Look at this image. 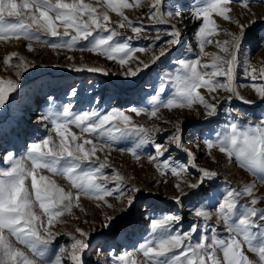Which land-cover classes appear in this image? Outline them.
Returning a JSON list of instances; mask_svg holds the SVG:
<instances>
[{"label": "snow or ice", "instance_id": "1", "mask_svg": "<svg viewBox=\"0 0 264 264\" xmlns=\"http://www.w3.org/2000/svg\"><path fill=\"white\" fill-rule=\"evenodd\" d=\"M161 3L162 0H151L148 18L154 24L167 23V18L181 16L180 10L162 12ZM233 3H241L242 7L248 8L250 0H196L193 16L197 21L202 18V23L194 32L199 53L195 59H179L174 74L164 73L170 76L168 82L174 92L162 98L166 87L161 77L158 89L150 97V111L144 112L149 119L157 118L161 109L191 110L196 104L205 110V119L217 116L218 101L210 102L199 89H205L210 96L218 91L226 92V101L255 103L245 99L236 84L240 63L238 53L246 26L238 25L240 33L236 35L220 29L213 19L215 14L224 21L233 22L230 15L233 10L230 5ZM133 7H142L141 0H133L132 3L129 0H96L95 4L86 0H0V41H26L28 51L34 50L33 42L54 50L88 51L115 60L124 67L136 58L135 53L146 51L145 48L131 45V40L138 39L143 31V25L136 26L123 11ZM109 13H115L120 19L113 21ZM6 17L15 19L9 21ZM112 24L116 27H112ZM61 28L63 31L59 30ZM125 28H130L136 36H129L123 42L117 41L115 38L120 36L117 29ZM220 31L230 37L215 41L223 55L206 52L205 46L212 44V37ZM41 36L57 40H42ZM168 36L170 38L163 41L168 47L162 48L159 56H153L151 64H155L171 47L180 43L181 33L175 26ZM155 39L159 41L161 38L157 35ZM203 57H209L210 62L202 63ZM13 58L19 61L14 65L17 80L0 79V109L7 107L11 94L20 86L18 80L22 73L34 66L16 52L5 56L3 64L12 66ZM140 64L142 67L137 66L135 70L128 67L121 75L125 78L135 77L142 69L150 67L149 63L143 61ZM69 67L76 72L109 75L102 67ZM243 76L253 81L250 86L258 100L264 103V84L255 83L264 80V67L257 69L245 59ZM77 95V89L72 88L68 94L69 102L62 106V110L49 109L40 117L41 120L51 119V130L38 142L28 145L23 156L17 158L12 151L5 149L4 156L0 157L4 164L0 166V264H64L65 260L71 264H84L83 254L90 246L89 233L76 227L78 236L69 234L72 240L70 246L62 245L58 250H53V241L60 235L54 229L64 223L61 217L71 215L74 208H80L81 197L101 201L112 207L106 197L115 195L120 200L124 196L125 177L115 169L113 175L108 177L104 175V170L110 167L108 154L113 145L131 137H135V140L130 147L117 150L127 151L139 161L145 146H151L154 154H149L147 159L155 171L162 176L170 174L176 178L174 187L180 195L173 198L174 202L182 205V198L188 199L193 205L194 215L202 218L203 225L192 223L188 230L180 231L182 218L179 216L164 214L150 217L149 236L135 250L142 258L133 253L113 256L117 264H264V208L258 207L264 203V194L257 195V184L264 185V113L255 122L248 120L241 123L238 118H233L217 132L214 139L203 140V150L208 155L211 156L216 150L229 163L254 178L242 188L229 187L225 190L213 212L200 203L199 190L204 183L214 180L218 173L198 166L194 152L183 143L182 126L177 124L165 142L158 143L157 134L166 129L136 125L132 122V116L127 114L140 116L144 110L129 108L125 112L92 108L77 113L72 110L71 103ZM48 99L52 100V97ZM212 99L216 100V97L212 96ZM232 111L231 108L227 109L229 116ZM72 126L79 131H73ZM52 133H55V138ZM93 138H103L104 142L94 143ZM171 146L186 154V162L171 156L161 160ZM196 147L200 148L201 145L197 144ZM98 152L105 153L102 161ZM191 170L196 171L195 182L185 179ZM44 171L51 175H44ZM53 176L62 177L70 187L66 190L58 185ZM108 180L115 181V186L108 187ZM182 184H186L191 191L185 192ZM128 190L140 191L135 186ZM245 197L248 199L241 203ZM132 203L131 198L127 200L129 207ZM213 217L214 224H210ZM105 219L107 222L103 226L110 227L113 218ZM220 226L225 235L219 234ZM197 235L198 239H195ZM245 249L257 259H251Z\"/></svg>", "mask_w": 264, "mask_h": 264}, {"label": "rangeland", "instance_id": "2", "mask_svg": "<svg viewBox=\"0 0 264 264\" xmlns=\"http://www.w3.org/2000/svg\"><path fill=\"white\" fill-rule=\"evenodd\" d=\"M86 2L95 4L96 0H86ZM129 2L132 3L133 0H129ZM141 2L142 7H133L123 11L136 26L143 25V31L139 34V38H133L131 45L145 48L146 51L135 53L136 58L130 60L124 67H121L115 60H108L88 51L54 50L36 42H33L34 50L28 51L26 41L15 39L7 42L0 41V79L17 80L14 65L19 62L18 59L13 58L12 66L3 64V58L12 52L18 53L19 56L34 65L22 73L18 80L20 86L15 93L11 94L7 107L0 109V157L4 156L5 149H7L19 158L24 155L28 145L47 136L52 127L51 119L41 120L40 117L46 114L49 109L62 110V106L69 102L70 90L76 88L78 95L71 101L74 112L79 113L92 108L125 112L129 108L142 109L144 111L140 116H136L135 113L127 114L132 116V122L136 125H143L147 128L158 126L166 129L167 131L157 134L158 143H164L168 134L174 131L177 124L182 126L183 143L194 152L198 166L215 170L218 173L214 180L204 183L199 190L200 203L207 210L214 212L215 205L225 190L229 187L242 188L254 179L245 170L229 163L227 158L218 151L213 150L212 155H208L207 151L203 150L202 142L205 139H214L217 132L222 130L223 126L233 118H238V122L241 123L248 120L255 122L264 113V103L258 100L250 86L253 81L250 78L245 79L243 76L245 59L257 69L264 67V0H250L248 8L242 7L241 3L230 5L233 9L230 13L233 22L224 21L213 14V19L219 28L227 32L239 35L238 25L246 26L238 53L240 63L237 68L236 84L240 94L255 103L244 104L240 100L226 101L224 99L228 95L226 92L218 91L210 96L205 89H199L210 102L218 101L217 116L208 119H205V110L198 104L194 105L191 110L161 109L158 117L152 119L144 114V112L150 111V97L158 89L161 77H163L166 87V93L162 98H166L169 93L174 92V88L168 82L170 76H166L164 73L174 74L179 66L176 63L179 59L196 58L199 48L194 32L198 29L199 23H202V18L197 21L193 16L196 0H162V12L180 10L181 16L167 18V23L154 24L148 18L151 0H141ZM109 14L113 21L120 19L115 13ZM14 19L6 17V20L9 21H14ZM111 26L116 27L115 24ZM173 26L181 33L180 43L171 47L155 64H151L153 56H159L161 49L168 47L163 41L170 38L168 32L172 30ZM59 30L63 31L62 28ZM117 30L120 32V36L115 39L119 42H123L129 36H136L130 28ZM157 35L161 38L159 41L155 39ZM41 39L51 42L57 40V38L47 36H41ZM225 39H230V37L224 31H220L218 35L212 37L213 43L205 46V51L223 55L216 47L215 41ZM68 57L73 59L69 60ZM141 61L149 63L150 67L142 69L135 77L125 78L121 75L128 67L133 70L137 66L142 67ZM208 62H210L209 57L202 58V63ZM69 65L102 67L108 71L109 75L88 71L76 72ZM220 79L223 80V78ZM255 83L264 84V80H258ZM240 85H244V87H240ZM212 96H215L216 100H213ZM49 97H52V100H49ZM229 108L233 109L231 116L227 112ZM72 130L79 131L74 126H72ZM52 135L55 138V133ZM93 140L94 143L104 142L103 138L100 140L93 138ZM134 140L135 137H131L127 141L113 145L112 151L108 154L110 167L104 170L105 176L111 177L113 169H115L125 177L124 196L120 200L115 195L106 197L105 199L112 207H108L101 201L81 197L80 208H74L71 215L65 214L61 217L60 219L64 223L54 229L60 235L53 241L51 246L53 250H58L62 245L70 246L72 240L69 234L78 236L75 233V228L79 227L89 233L90 246L83 254L84 264H117L113 260V256L133 253L138 258H142L135 250L138 244L149 236L150 217H160L164 214L179 216L182 218L179 224L180 231L188 230L192 223L203 225L202 218H197L194 215L193 205L189 203L188 199L182 198V205L174 202L173 198L180 195V192L174 187L177 183L176 178L170 174L162 176L155 171L153 164L147 159L149 154H154V149L151 146H145L139 161H136L127 151L117 150L130 147ZM197 144H200L201 147L197 148ZM86 147L89 146L86 145ZM97 155L102 161L105 153L98 152ZM169 156L180 162H186V154L175 149L174 146L170 147L169 152L165 153L161 160ZM0 166H4L2 159H0ZM43 174L51 175L47 171H44ZM196 175V171L191 170V174L185 179L195 182ZM52 178L66 190L70 187L62 177L53 176ZM28 183L30 184V181ZM100 183L103 184L105 181H100ZM115 183V181L108 180L107 186L112 188ZM131 186L139 188L140 191L130 192L128 189ZM181 187L185 192L191 191L186 184H182ZM261 194H264V185L258 183L257 195ZM130 198L133 203L129 207L127 200ZM247 199L245 197L240 202L244 203ZM258 207L264 208V203H260ZM37 210L39 211L38 206ZM106 217L113 218L110 227L103 226L107 222ZM209 223L214 224V217ZM218 232L225 235L222 226L218 228ZM195 239H198V235ZM245 251L251 259L254 261L257 259L254 254L247 252L246 249ZM110 253L113 255H109ZM64 264H71V262L65 260Z\"/></svg>", "mask_w": 264, "mask_h": 264}, {"label": "bare ground", "instance_id": "3", "mask_svg": "<svg viewBox=\"0 0 264 264\" xmlns=\"http://www.w3.org/2000/svg\"><path fill=\"white\" fill-rule=\"evenodd\" d=\"M41 99H43V100H44V98H41Z\"/></svg>", "mask_w": 264, "mask_h": 264}]
</instances>
